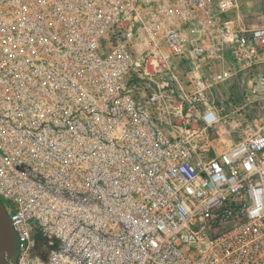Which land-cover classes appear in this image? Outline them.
Wrapping results in <instances>:
<instances>
[{
    "label": "built area",
    "instance_id": "1",
    "mask_svg": "<svg viewBox=\"0 0 264 264\" xmlns=\"http://www.w3.org/2000/svg\"><path fill=\"white\" fill-rule=\"evenodd\" d=\"M242 7L0 0L13 264H264V119L214 157L205 145L224 135L212 88L264 66V16ZM245 100L264 102V71Z\"/></svg>",
    "mask_w": 264,
    "mask_h": 264
},
{
    "label": "rangeland",
    "instance_id": "2",
    "mask_svg": "<svg viewBox=\"0 0 264 264\" xmlns=\"http://www.w3.org/2000/svg\"><path fill=\"white\" fill-rule=\"evenodd\" d=\"M241 16L246 24L257 23L264 16V0H243ZM227 65L228 63L223 65L214 63L208 72L212 76L220 68ZM186 67L187 65L182 63L178 64L177 67L183 82L187 72ZM262 71H264V66L245 70L238 73L230 81L212 88L211 100L215 102L225 124L222 129L224 133L222 138L214 132L208 135L210 141L205 145H209L210 150L207 153L209 157H214L216 153L232 143H238L261 130L264 119V102L247 104L245 98L254 77ZM138 87L141 85L138 84ZM138 97L143 98L141 94Z\"/></svg>",
    "mask_w": 264,
    "mask_h": 264
},
{
    "label": "water",
    "instance_id": "3",
    "mask_svg": "<svg viewBox=\"0 0 264 264\" xmlns=\"http://www.w3.org/2000/svg\"><path fill=\"white\" fill-rule=\"evenodd\" d=\"M16 250L15 232L9 216L0 202V264H13Z\"/></svg>",
    "mask_w": 264,
    "mask_h": 264
},
{
    "label": "trees",
    "instance_id": "4",
    "mask_svg": "<svg viewBox=\"0 0 264 264\" xmlns=\"http://www.w3.org/2000/svg\"><path fill=\"white\" fill-rule=\"evenodd\" d=\"M41 242V240H39Z\"/></svg>",
    "mask_w": 264,
    "mask_h": 264
}]
</instances>
